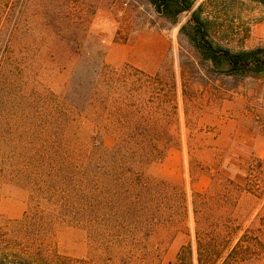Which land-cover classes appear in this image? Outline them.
Listing matches in <instances>:
<instances>
[{
  "label": "rangeland",
  "instance_id": "obj_1",
  "mask_svg": "<svg viewBox=\"0 0 264 264\" xmlns=\"http://www.w3.org/2000/svg\"><path fill=\"white\" fill-rule=\"evenodd\" d=\"M223 2L230 32L216 41L233 51L264 47V7L254 0ZM189 18L165 19L149 0H0V264L17 261L13 254L38 243L70 263L198 264L196 215L206 233L225 236L228 252L242 240L240 264L264 258V159L248 147L252 138H264V77L212 82L182 67L180 55L188 52L179 31ZM154 34L166 39H149ZM164 41L168 50L158 69L143 67L142 58L161 51ZM124 50L131 61L122 59ZM101 60L109 72L127 66L158 75L146 106L162 109L146 117L167 122L173 138L146 171L176 195L162 212L172 221L155 226L141 244L144 256L131 263L103 257L85 230L68 224L57 223L40 241L31 227L16 223L31 205V179L24 173L31 176L33 164L26 158L35 150L42 117L49 123L51 94H63L76 68L75 85H87ZM71 132L79 146L90 145L98 135L93 107ZM99 138L108 149L116 143L112 131Z\"/></svg>",
  "mask_w": 264,
  "mask_h": 264
},
{
  "label": "trees",
  "instance_id": "obj_2",
  "mask_svg": "<svg viewBox=\"0 0 264 264\" xmlns=\"http://www.w3.org/2000/svg\"><path fill=\"white\" fill-rule=\"evenodd\" d=\"M149 2L161 17L171 21L190 14L179 31V42L188 52L180 55L182 67L192 74L212 82L264 77V47L233 51L216 41L230 32L223 0H205L198 6L196 0ZM254 2L264 7V0ZM82 64L83 58H79L77 66ZM98 68L95 77L80 86L75 85L76 68L72 84L63 94H51L49 123L42 117L35 150L26 158V164H33L31 176L24 173L31 179V205L24 219L16 223L22 229L31 227L40 241L57 223L68 224L85 230L103 257L131 263L144 256L141 244L155 226L172 221L171 217L162 218V212L164 204L176 195L146 171L164 157L173 138L167 122L146 117L160 114L162 109L146 106L147 96L156 90L151 81L158 75L134 68L131 73L127 66L120 73L109 72L102 60ZM90 107L94 108L98 135L84 148L77 144L71 127ZM107 130L116 136L111 149L99 138V133ZM202 221L196 215L198 264H240L242 240L228 252L225 236L206 233ZM13 256L17 261L5 264H88L50 255L41 250V243L35 250Z\"/></svg>",
  "mask_w": 264,
  "mask_h": 264
},
{
  "label": "crops",
  "instance_id": "obj_3",
  "mask_svg": "<svg viewBox=\"0 0 264 264\" xmlns=\"http://www.w3.org/2000/svg\"><path fill=\"white\" fill-rule=\"evenodd\" d=\"M152 36V37H151ZM149 39H166V37L160 36L158 34L149 35ZM165 43V41H164ZM168 50V44L167 42L162 46L161 51L155 50L154 53H152L151 56L148 58H142L143 67L150 71H155L160 66L164 56L166 55ZM130 50H124L123 51V57L122 59L125 61H131L133 59L132 56H130ZM248 147H252L254 151V155L257 158L264 159V138L258 139V138H252V144H249ZM256 264H264V258L260 259Z\"/></svg>",
  "mask_w": 264,
  "mask_h": 264
},
{
  "label": "built area",
  "instance_id": "obj_4",
  "mask_svg": "<svg viewBox=\"0 0 264 264\" xmlns=\"http://www.w3.org/2000/svg\"><path fill=\"white\" fill-rule=\"evenodd\" d=\"M124 5H126V2H125V4Z\"/></svg>",
  "mask_w": 264,
  "mask_h": 264
}]
</instances>
